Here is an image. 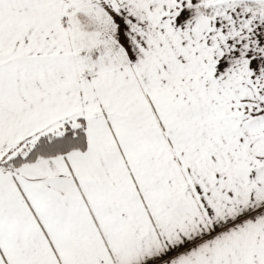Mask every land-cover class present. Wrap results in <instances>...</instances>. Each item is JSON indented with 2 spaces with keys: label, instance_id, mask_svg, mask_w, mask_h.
Instances as JSON below:
<instances>
[{
  "label": "snow or ice",
  "instance_id": "obj_1",
  "mask_svg": "<svg viewBox=\"0 0 264 264\" xmlns=\"http://www.w3.org/2000/svg\"><path fill=\"white\" fill-rule=\"evenodd\" d=\"M0 264H264V0H0Z\"/></svg>",
  "mask_w": 264,
  "mask_h": 264
}]
</instances>
